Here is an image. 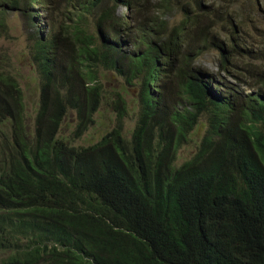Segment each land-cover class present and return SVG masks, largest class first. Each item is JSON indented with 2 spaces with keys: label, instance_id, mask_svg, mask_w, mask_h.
I'll list each match as a JSON object with an SVG mask.
<instances>
[{
  "label": "trees",
  "instance_id": "trees-1",
  "mask_svg": "<svg viewBox=\"0 0 264 264\" xmlns=\"http://www.w3.org/2000/svg\"><path fill=\"white\" fill-rule=\"evenodd\" d=\"M65 1L66 36L36 30L33 121L0 65V264H264V95L221 93L198 64L213 48L228 72L244 45L246 0ZM53 2L0 0V32L8 8L47 14ZM100 71L137 81L138 121L129 139L120 128L76 147L60 130L71 110L78 138L96 123ZM116 109L120 122L122 98ZM204 115L199 149L179 165Z\"/></svg>",
  "mask_w": 264,
  "mask_h": 264
},
{
  "label": "rangeland",
  "instance_id": "rangeland-1",
  "mask_svg": "<svg viewBox=\"0 0 264 264\" xmlns=\"http://www.w3.org/2000/svg\"><path fill=\"white\" fill-rule=\"evenodd\" d=\"M244 5L246 10L242 14L247 16L246 20L243 18L246 21V24L243 25L245 31L242 35L244 45L242 48H237V53L231 57L228 72L220 68L219 55L213 48L198 64L204 66V69L214 72V76L220 84L221 93H225L227 87L236 95H256L258 93L264 95V9L262 12L256 13L253 3H250L248 7L246 0ZM68 6L65 0H54L51 6L52 10L47 14L46 7H35L33 10L24 8L21 9L22 11L8 8L7 27L6 30L0 32V65L3 66L2 70L6 71L7 69L16 75L24 93L26 111L30 121H33L32 117L37 113L41 95V79L33 55V47L39 35L36 30L43 32L40 37H51L58 31L62 36H66L68 21L72 17ZM106 8H108V4L104 3L101 9ZM151 10L152 6L150 13ZM223 11L224 6H220L216 10V15L218 17L227 16V14L222 15ZM118 13H121L122 16L128 15L125 8H120ZM230 16H232L231 13ZM182 17L181 14H178L172 22L176 24ZM144 18L145 15L141 20ZM34 20L36 28L32 27ZM218 22L221 23V21ZM225 22L226 27L223 34L230 38V21L226 19ZM60 45L64 48L67 43L64 41ZM62 73L63 71L59 73V77H62ZM98 78L104 89V99L100 112L95 117L96 123L89 125L88 130L78 138L75 136V132L80 121L79 114L76 110H71L60 130V136L76 147L97 144L108 132L120 128H123L125 137L129 139L128 135L134 130L138 121L140 109L137 101L139 91L137 81L132 80L129 75H120L111 71H100ZM121 98L125 102L127 114L119 122L116 104L121 102ZM172 98L173 95L170 94L169 102L172 101ZM30 127L33 129L34 125H30ZM208 128L209 117L204 115L199 126L190 136L189 143L180 151L179 165L196 154Z\"/></svg>",
  "mask_w": 264,
  "mask_h": 264
},
{
  "label": "clouds",
  "instance_id": "clouds-1",
  "mask_svg": "<svg viewBox=\"0 0 264 264\" xmlns=\"http://www.w3.org/2000/svg\"><path fill=\"white\" fill-rule=\"evenodd\" d=\"M40 31V30H39Z\"/></svg>",
  "mask_w": 264,
  "mask_h": 264
}]
</instances>
